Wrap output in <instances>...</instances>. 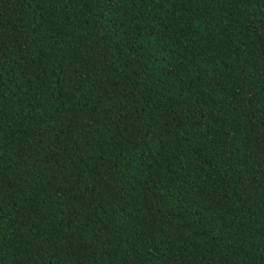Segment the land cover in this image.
Masks as SVG:
<instances>
[{
	"label": "trees",
	"instance_id": "obj_1",
	"mask_svg": "<svg viewBox=\"0 0 264 264\" xmlns=\"http://www.w3.org/2000/svg\"><path fill=\"white\" fill-rule=\"evenodd\" d=\"M0 264H264V0H0Z\"/></svg>",
	"mask_w": 264,
	"mask_h": 264
}]
</instances>
